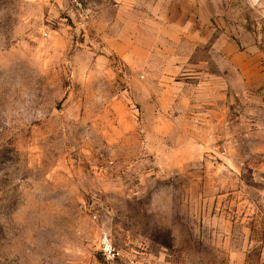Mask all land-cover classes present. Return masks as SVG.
Segmentation results:
<instances>
[{"label":"rangeland","instance_id":"rangeland-1","mask_svg":"<svg viewBox=\"0 0 264 264\" xmlns=\"http://www.w3.org/2000/svg\"><path fill=\"white\" fill-rule=\"evenodd\" d=\"M257 43L264 0H0V264H264Z\"/></svg>","mask_w":264,"mask_h":264},{"label":"crops","instance_id":"crops-1","mask_svg":"<svg viewBox=\"0 0 264 264\" xmlns=\"http://www.w3.org/2000/svg\"><path fill=\"white\" fill-rule=\"evenodd\" d=\"M122 3H126L127 5L133 6L136 0H117ZM232 45V43H231ZM235 49L236 46L232 45ZM239 50L236 55L242 56L243 64L241 68L243 70V74L245 75H256V76H264V51L257 43L255 47H237ZM235 56V55H234ZM248 70V71H245ZM245 71V72H244Z\"/></svg>","mask_w":264,"mask_h":264},{"label":"built area","instance_id":"built-area-1","mask_svg":"<svg viewBox=\"0 0 264 264\" xmlns=\"http://www.w3.org/2000/svg\"><path fill=\"white\" fill-rule=\"evenodd\" d=\"M105 1H108V0H105Z\"/></svg>","mask_w":264,"mask_h":264}]
</instances>
